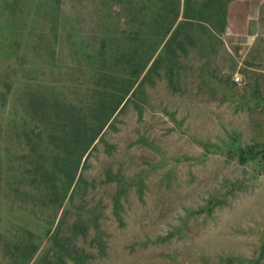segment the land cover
<instances>
[{
  "label": "rangeland",
  "instance_id": "374dc122",
  "mask_svg": "<svg viewBox=\"0 0 264 264\" xmlns=\"http://www.w3.org/2000/svg\"><path fill=\"white\" fill-rule=\"evenodd\" d=\"M206 1L0 0V264H58L56 224L30 204L48 134L84 117L124 30L185 10L194 41L174 75L146 68L82 163L75 204L96 210L104 252L92 230L69 232L71 213L63 234L85 264H264V3L237 45L223 27L231 0Z\"/></svg>",
  "mask_w": 264,
  "mask_h": 264
},
{
  "label": "trees",
  "instance_id": "16d2710c",
  "mask_svg": "<svg viewBox=\"0 0 264 264\" xmlns=\"http://www.w3.org/2000/svg\"><path fill=\"white\" fill-rule=\"evenodd\" d=\"M215 1L217 2L208 0L203 5H211ZM200 13L197 12L198 16ZM224 14L226 15V9ZM177 15L178 12H175L167 25L155 23L148 28L124 30L121 33V42L117 41V45H111L108 57L110 66L104 70L97 69L93 73L94 95L89 100L90 105L84 117L76 118L66 114L59 120V125L51 128L48 134L47 144L53 147L54 152L50 155L48 163L41 166L39 178L42 186L34 196L36 200L33 199L30 204L32 213H39L37 207L41 206L39 211L42 212L39 214L46 212L47 221L56 224L50 245L58 264H64L66 260L74 264H85L89 258L84 250H76V245L71 249V237L63 234V226L69 213L73 215V221L68 227L69 232L73 236L85 237L92 230V245L101 253L104 252L105 242L100 235L96 210L85 206L84 197L80 198V203L75 204L79 190L87 184L82 163L94 143L102 140L103 130L119 106L135 96L139 88L138 80L146 68L144 78L155 70L159 62H164L165 73L169 77L176 72L179 59L187 54L194 41V30L189 21L192 14L185 10V19L175 24ZM160 45L162 52L155 56ZM140 52L143 54L142 62ZM34 191H37V188ZM38 196L41 198V204L35 205V201H40ZM58 213L60 214L57 218ZM30 252L34 253V247Z\"/></svg>",
  "mask_w": 264,
  "mask_h": 264
},
{
  "label": "crops",
  "instance_id": "0c3cea01",
  "mask_svg": "<svg viewBox=\"0 0 264 264\" xmlns=\"http://www.w3.org/2000/svg\"><path fill=\"white\" fill-rule=\"evenodd\" d=\"M264 0H231L226 8L225 34L242 45L239 37L249 36Z\"/></svg>",
  "mask_w": 264,
  "mask_h": 264
},
{
  "label": "built area",
  "instance_id": "2783aa9c",
  "mask_svg": "<svg viewBox=\"0 0 264 264\" xmlns=\"http://www.w3.org/2000/svg\"><path fill=\"white\" fill-rule=\"evenodd\" d=\"M237 80H239V78H238V77H236V81H237Z\"/></svg>",
  "mask_w": 264,
  "mask_h": 264
}]
</instances>
